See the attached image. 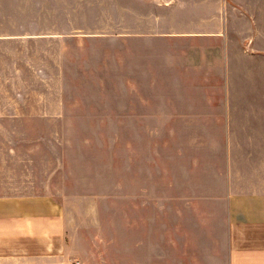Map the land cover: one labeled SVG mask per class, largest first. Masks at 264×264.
I'll use <instances>...</instances> for the list:
<instances>
[{"label":"crops","instance_id":"0c3cea01","mask_svg":"<svg viewBox=\"0 0 264 264\" xmlns=\"http://www.w3.org/2000/svg\"><path fill=\"white\" fill-rule=\"evenodd\" d=\"M12 16L49 27L26 38L66 44L71 73L89 78L77 98L12 112L0 62V264H74L61 256L56 167L29 147L17 159L10 122L106 120L123 106L160 123L146 135L172 171L164 194L186 203L213 252L136 264H264V0H0V24Z\"/></svg>","mask_w":264,"mask_h":264},{"label":"rangeland","instance_id":"374dc122","mask_svg":"<svg viewBox=\"0 0 264 264\" xmlns=\"http://www.w3.org/2000/svg\"><path fill=\"white\" fill-rule=\"evenodd\" d=\"M24 20L12 16L0 24V62L10 65L12 112L26 111L16 103L31 99L77 98L89 75L71 73L66 44L27 39L50 30ZM113 110L121 111L106 120L10 122L17 159L29 147L44 152L37 163L56 167L48 185L69 217L61 256L74 264L213 257L202 229L186 216V203L164 194L172 171L161 145L154 146L153 138L148 145L146 135L148 124L153 130L160 123L134 122L125 106Z\"/></svg>","mask_w":264,"mask_h":264}]
</instances>
